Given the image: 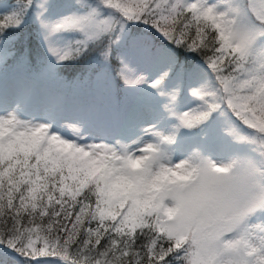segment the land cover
Here are the masks:
<instances>
[{
	"label": "snow or ice",
	"instance_id": "snow-or-ice-1",
	"mask_svg": "<svg viewBox=\"0 0 264 264\" xmlns=\"http://www.w3.org/2000/svg\"><path fill=\"white\" fill-rule=\"evenodd\" d=\"M169 133L264 156V0L0 2V264H188ZM193 264H264V213Z\"/></svg>",
	"mask_w": 264,
	"mask_h": 264
},
{
	"label": "clouds",
	"instance_id": "clouds-1",
	"mask_svg": "<svg viewBox=\"0 0 264 264\" xmlns=\"http://www.w3.org/2000/svg\"><path fill=\"white\" fill-rule=\"evenodd\" d=\"M169 136L172 143L160 146L165 158L156 162V171L174 168L185 178L159 182L153 211L165 230L182 240L193 264L202 247L236 239L264 213V156L237 150L217 158L194 148L177 160L173 145L179 136Z\"/></svg>",
	"mask_w": 264,
	"mask_h": 264
},
{
	"label": "trees",
	"instance_id": "trees-1",
	"mask_svg": "<svg viewBox=\"0 0 264 264\" xmlns=\"http://www.w3.org/2000/svg\"><path fill=\"white\" fill-rule=\"evenodd\" d=\"M0 2H2V0H0ZM8 3H11L12 0H7ZM79 69H70L68 72H66L65 74L68 75L70 78L72 75L75 74L76 71H78ZM43 87L48 88V89H52L55 90L59 87V85H57L55 82L49 81V82H45L43 85Z\"/></svg>",
	"mask_w": 264,
	"mask_h": 264
},
{
	"label": "rangeland",
	"instance_id": "rangeland-1",
	"mask_svg": "<svg viewBox=\"0 0 264 264\" xmlns=\"http://www.w3.org/2000/svg\"><path fill=\"white\" fill-rule=\"evenodd\" d=\"M56 39H58L60 42H64L65 38L57 37ZM69 131H71V130L69 129Z\"/></svg>",
	"mask_w": 264,
	"mask_h": 264
}]
</instances>
